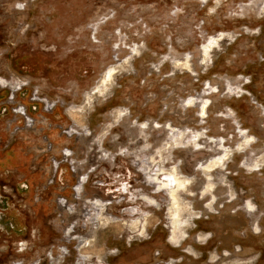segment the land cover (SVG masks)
<instances>
[{
	"label": "rangeland",
	"instance_id": "rangeland-1",
	"mask_svg": "<svg viewBox=\"0 0 264 264\" xmlns=\"http://www.w3.org/2000/svg\"><path fill=\"white\" fill-rule=\"evenodd\" d=\"M0 82V264H264V0H0Z\"/></svg>",
	"mask_w": 264,
	"mask_h": 264
},
{
	"label": "built area",
	"instance_id": "built-area-1",
	"mask_svg": "<svg viewBox=\"0 0 264 264\" xmlns=\"http://www.w3.org/2000/svg\"><path fill=\"white\" fill-rule=\"evenodd\" d=\"M24 86L25 85L21 86V88L19 90H13V89H11V94H10V97L9 98H10L11 102H13L12 104H14V98H15L14 95H16L20 90H22L24 88ZM32 100L33 101L42 102L44 104V107H45L46 111H49V112L52 111L54 108H56V106L58 104V101L57 100L53 101V100H50L48 98L41 97L38 90H35L32 93ZM14 108H13V110H14V112L16 114L22 115L25 118V120H26V122L28 124L30 123V125H33L34 119L28 115L25 106L19 105V104L18 105L15 104V107Z\"/></svg>",
	"mask_w": 264,
	"mask_h": 264
},
{
	"label": "bare ground",
	"instance_id": "bare-ground-1",
	"mask_svg": "<svg viewBox=\"0 0 264 264\" xmlns=\"http://www.w3.org/2000/svg\"><path fill=\"white\" fill-rule=\"evenodd\" d=\"M4 81H5V84L6 85H4L3 83V85H1V86H3V87H9L10 89H13V90H19L20 88H21V85H18V86H16V88L15 87H13L12 85L13 84H11L9 81H7V80H5L4 79ZM2 82V81H1ZM1 82H0V84H1ZM173 181L174 182H176V184L178 185V189H179V187H182V186H184L185 185V182H183L181 179H179V177H173ZM210 185V184H209ZM210 187V186H209ZM178 189H176V190H174L173 192V194L175 195V197H174V199L176 200V195H177V191H178ZM178 202V201H177ZM176 204H178V203H174V205H176ZM175 217V222L177 223L178 222V218L176 217V216H174ZM179 224V222L177 223V225Z\"/></svg>",
	"mask_w": 264,
	"mask_h": 264
},
{
	"label": "flooded vegetation",
	"instance_id": "flooded-vegetation-1",
	"mask_svg": "<svg viewBox=\"0 0 264 264\" xmlns=\"http://www.w3.org/2000/svg\"><path fill=\"white\" fill-rule=\"evenodd\" d=\"M134 211H132L131 213H133ZM139 216V215H138ZM177 217V216H176ZM180 216H178L177 218L179 219Z\"/></svg>",
	"mask_w": 264,
	"mask_h": 264
}]
</instances>
